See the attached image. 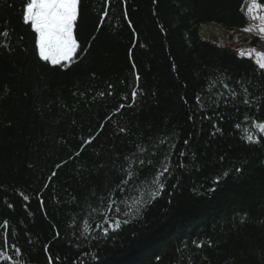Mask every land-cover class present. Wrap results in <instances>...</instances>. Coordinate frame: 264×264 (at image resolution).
<instances>
[{
    "label": "trees",
    "instance_id": "16d2710c",
    "mask_svg": "<svg viewBox=\"0 0 264 264\" xmlns=\"http://www.w3.org/2000/svg\"><path fill=\"white\" fill-rule=\"evenodd\" d=\"M20 4L0 2V24L11 31L10 39L0 40L10 44V50L0 47V223L9 220V243H18L24 259L48 264L43 244L49 243L53 264L56 256L72 264L75 245L85 251L98 244L93 264H264V141L248 145L240 139L233 125L243 107L239 117L231 107L218 110L225 117L223 134L211 135L210 121H189L190 107L182 99L192 105L193 93L218 73L233 82L242 79L253 97L264 96V73L253 61L201 39L207 24L245 27L243 0H127L135 35L121 0H111L99 31L105 0H81L83 51L66 69L39 59L35 33L20 20ZM135 73L136 102L117 113L119 104L131 102ZM255 117L264 120V106ZM189 134L187 167L174 169L163 195L118 236L86 243L74 235L73 220L79 222L97 203L90 194L99 195L119 179L116 169L136 145L170 136L178 140V154ZM89 136L95 137L92 143L76 156ZM151 158L155 163L159 155ZM152 172L145 167L141 175L150 180ZM21 191L30 201H23ZM193 239L205 241V247L197 249Z\"/></svg>",
    "mask_w": 264,
    "mask_h": 264
},
{
    "label": "snow or ice",
    "instance_id": "6c2138e0",
    "mask_svg": "<svg viewBox=\"0 0 264 264\" xmlns=\"http://www.w3.org/2000/svg\"><path fill=\"white\" fill-rule=\"evenodd\" d=\"M6 2V0H0ZM111 0H105V7L99 15L97 31L102 27L105 20L109 18V8ZM123 4V15L129 27L135 35V28L132 20L129 19L127 10V0H121ZM244 7L240 11L245 15L248 24L242 28L245 33H255L264 40V4L258 3V0H243ZM15 5L9 4V7ZM82 15L81 0H21L19 8V17L22 24L30 27L35 33L34 46L38 49L39 59L53 67L66 69L78 60V53L83 51L81 41L78 38L79 20ZM14 31V30H12ZM11 37V31L6 25L0 24V40H8ZM94 38V37H93ZM23 39V37H20ZM0 47L10 50L9 43H0ZM238 55L242 59L253 61L258 73H264V52H258L255 47L250 49H240ZM135 67V65H133ZM135 85L132 86L130 92L129 104L121 103L114 109L119 112L124 107L134 106L139 90V73H135ZM121 83H124L123 81ZM108 95H113V85H108ZM98 95L103 96L105 93L100 92ZM186 106L190 107L188 115L189 121L195 124L197 118L208 120L211 122V135L217 133L223 134V128L220 121L225 117L217 116V111L222 108L231 107L240 116L241 107L245 109L240 119L234 120V129L239 130L240 139L248 145H260L264 141V120L255 117L262 106H264V96L253 97L249 87L244 84L242 79L234 82L231 76L226 73H218L211 78H207L202 90L193 93V103L189 105L186 98H183ZM122 100H129L128 94L122 95ZM215 117V118H214ZM111 119V117H106ZM103 124L101 125V129ZM121 132L126 129L121 128ZM94 136L82 138V144L79 151L75 153L80 155L83 148L92 143ZM191 134L184 139L183 145L179 153H176V145L178 140L170 136H161L152 145H136L134 150L125 155L122 163L116 169L119 179L113 181L111 187H107L105 191L99 195L93 191L90 196L96 200L95 205H89V211L82 214L81 219L77 222L73 220L72 228L74 235L88 241L110 240L114 236H118L122 228L131 223V220L140 216L146 211L154 201L161 197L166 190L167 181L175 174L174 169H185V157L187 155L186 148L189 145ZM163 148L162 153H158L157 149ZM159 159L154 163L151 157ZM173 156H176V163H173ZM223 159V157H221ZM66 163V161L64 162ZM57 168L60 167L58 164ZM145 167H152L151 179L142 176L141 173ZM237 171H242L237 169ZM226 177L228 172H224ZM56 176V171L51 173V177ZM51 177L49 179H51ZM218 176L214 183H218ZM47 188V184H45ZM214 191L215 189H211ZM23 201H30V195L19 192ZM39 198L40 194H36ZM75 199V198H73ZM41 207L43 200L40 199ZM9 209L13 208V204L7 203ZM27 211V205L24 206ZM31 215V213H29ZM99 217V219H97ZM0 229L3 230V244L0 248V264L4 261L10 264H29L24 259L25 254L13 241L9 243V234L11 231L10 222L7 218L0 223ZM26 236L29 234L26 232ZM56 232V237H59ZM29 244H33L29 236ZM192 244L197 249L205 247V241L193 239ZM72 246V245H69ZM207 246L211 247V241H207ZM96 245H89L88 250L80 251L79 245H75L77 257L73 259L72 264H93L98 260L97 252L92 250L97 248ZM187 247V245H185ZM14 253L9 254V252ZM43 251L46 254L48 264H53V255L49 252V243L43 244ZM66 260V258H63ZM158 262L161 257L157 256ZM62 258L56 256V264H61Z\"/></svg>",
    "mask_w": 264,
    "mask_h": 264
},
{
    "label": "rangeland",
    "instance_id": "374dc122",
    "mask_svg": "<svg viewBox=\"0 0 264 264\" xmlns=\"http://www.w3.org/2000/svg\"><path fill=\"white\" fill-rule=\"evenodd\" d=\"M244 6L245 5H243V7ZM206 27H208L206 32L201 31L202 28ZM200 31L202 36L200 37L202 40L208 41L218 47L230 50L232 53L237 55L240 49L247 50L253 47H255L258 52H264V40H262L255 33H245L242 31V29H227L217 24L204 25L201 27Z\"/></svg>",
    "mask_w": 264,
    "mask_h": 264
}]
</instances>
